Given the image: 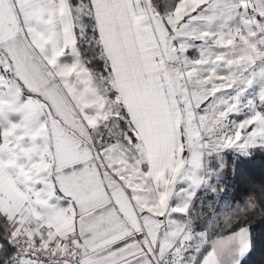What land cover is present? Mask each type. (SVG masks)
<instances>
[{
    "label": "snow or ice",
    "instance_id": "1",
    "mask_svg": "<svg viewBox=\"0 0 264 264\" xmlns=\"http://www.w3.org/2000/svg\"><path fill=\"white\" fill-rule=\"evenodd\" d=\"M159 3L0 0V264H181L167 219L186 211L168 207L181 165L198 167L206 146H264V90L241 108L234 81L196 78L206 61L187 40L211 34L185 29L211 21L209 0ZM238 6L264 23L260 0ZM233 113L244 118L229 126ZM244 234L216 240L200 264L244 247Z\"/></svg>",
    "mask_w": 264,
    "mask_h": 264
},
{
    "label": "crops",
    "instance_id": "2",
    "mask_svg": "<svg viewBox=\"0 0 264 264\" xmlns=\"http://www.w3.org/2000/svg\"><path fill=\"white\" fill-rule=\"evenodd\" d=\"M250 2L255 7L257 0H250ZM260 2L264 3V0H260ZM238 4L239 0H209V6L206 11L202 12V16L206 17V14H209L212 17L213 24L210 28H207L208 26L200 28L198 20L201 19H198L190 23L185 32L193 35H199L203 32L211 34L203 42L199 39L187 40V43L192 45V49L189 51L191 60L197 59V49L199 48L203 50L202 59L206 61L200 65L202 71L197 73L196 78L202 80L209 77L213 74L212 69L215 70L214 75L228 77L229 80L234 81L233 90L244 89L240 101L241 108H244L246 101L258 96L260 90H264V77L260 75L261 71L264 70V38H262L264 37V23L257 26L252 21L251 12L245 15L244 10ZM256 19L258 20L259 17H256ZM191 28L195 30L194 33L189 32ZM257 32L261 35L256 36L255 33ZM217 40H222L223 46H219ZM253 65H255L254 74L252 71ZM217 83L219 82L217 81ZM232 94V91L219 92L216 99H225ZM243 118V113L230 114L227 124L231 126V124L239 123ZM10 119L12 122H17L19 117L12 116ZM236 148L238 149V147ZM251 148V153H257L256 150L264 151V146L259 143ZM201 152L202 160L198 161V167L181 165L176 177V185L168 202L169 211L172 207H186L184 214L170 213V216L167 217L168 220L172 221L171 229L177 232L175 240L179 239L182 244L180 247L184 249V260L181 261V264H200L203 257L212 249L216 240L243 228L245 229V246L242 247L238 242L231 247L228 253L219 258V264H236L238 258L246 251L249 243L248 230L245 225L221 231V233L215 235L211 232V234L200 237L199 232L203 229L202 225L199 227L194 226L190 221L194 197L196 194L198 195V191L206 178V147ZM174 163L171 152L160 162L161 191L154 193L151 197L156 203L159 202V196L167 189L166 180L172 177ZM196 181H198V184ZM169 228L170 226L165 223L161 234L168 232Z\"/></svg>",
    "mask_w": 264,
    "mask_h": 264
},
{
    "label": "trees",
    "instance_id": "3",
    "mask_svg": "<svg viewBox=\"0 0 264 264\" xmlns=\"http://www.w3.org/2000/svg\"><path fill=\"white\" fill-rule=\"evenodd\" d=\"M159 6L163 10L164 0H160ZM223 177L224 190L230 199L241 204V207L233 211L226 230L240 225H245L248 230V247L236 264H264V153L238 155L232 159L230 165L225 167ZM196 197L197 194L194 200ZM250 197L256 207L247 210L246 206ZM241 209L245 210L240 211ZM192 223L198 227L202 225L197 220ZM7 230L8 225L0 222V234L6 235ZM0 242H4L2 237Z\"/></svg>",
    "mask_w": 264,
    "mask_h": 264
},
{
    "label": "rangeland",
    "instance_id": "4",
    "mask_svg": "<svg viewBox=\"0 0 264 264\" xmlns=\"http://www.w3.org/2000/svg\"><path fill=\"white\" fill-rule=\"evenodd\" d=\"M206 17H211L206 14ZM205 17V18H206ZM200 28H210L213 21L207 19L198 20ZM206 30V29H204ZM194 29L191 28L189 32L194 33ZM198 80H201L197 78ZM252 148L240 149L235 146L230 148H224L222 150H216L206 146L205 163H206V178L201 185L198 195L193 202V207L190 212V221L197 220L201 222L204 227L199 232V236H206L213 233H221V231H227L229 222L233 215V211L237 210V207H241L236 200L230 199L228 193L224 190V171L227 165H230L233 158L238 155H249ZM259 154L264 151L256 150ZM233 229V228H232ZM230 230V229H228Z\"/></svg>",
    "mask_w": 264,
    "mask_h": 264
},
{
    "label": "built area",
    "instance_id": "5",
    "mask_svg": "<svg viewBox=\"0 0 264 264\" xmlns=\"http://www.w3.org/2000/svg\"><path fill=\"white\" fill-rule=\"evenodd\" d=\"M174 245L177 246V247H180V245H182V244L179 241V239H176V240H174Z\"/></svg>",
    "mask_w": 264,
    "mask_h": 264
}]
</instances>
